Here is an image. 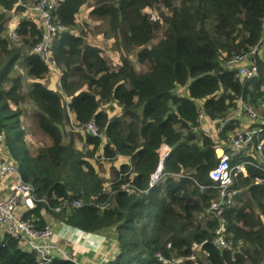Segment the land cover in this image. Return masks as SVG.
I'll list each match as a JSON object with an SVG mask.
<instances>
[{
	"label": "trees",
	"instance_id": "1",
	"mask_svg": "<svg viewBox=\"0 0 264 264\" xmlns=\"http://www.w3.org/2000/svg\"><path fill=\"white\" fill-rule=\"evenodd\" d=\"M37 1L0 0V131L37 198L23 216L41 226L45 213L82 233H110L115 249L96 264H264V122L246 126H263L248 152L231 148L243 103L264 116V0H59L51 14L63 27L47 57L33 51L42 39L29 8ZM86 4L114 37L117 66L87 39L78 20ZM236 56L255 62L253 76L237 75ZM51 66L56 89L43 82ZM112 103L119 111L110 114L104 104ZM200 113L224 125L205 132ZM89 121L96 133L84 129ZM29 131L43 141L33 149ZM161 142L171 149L150 186ZM217 146L232 166L222 197L209 177ZM120 155L128 161L113 163ZM92 157L110 163L105 187ZM213 201H221L222 221L209 210ZM220 224L227 247L214 242ZM0 264L77 263L40 262L0 233Z\"/></svg>",
	"mask_w": 264,
	"mask_h": 264
},
{
	"label": "built area",
	"instance_id": "2",
	"mask_svg": "<svg viewBox=\"0 0 264 264\" xmlns=\"http://www.w3.org/2000/svg\"><path fill=\"white\" fill-rule=\"evenodd\" d=\"M59 2V0H38L34 6H30L29 8L35 11L36 20L42 28V39L41 41L35 45L33 51L41 55L42 57L47 56L48 46L51 41L52 35L62 29V25L58 24L53 20L51 11L55 7V5ZM17 17V16H16ZM16 26V20H13L11 23V37L15 38L16 33L14 28ZM245 59V56H236L230 59L231 63L241 62ZM229 61V62H230ZM237 66V64H236ZM256 72V64L254 61L249 60L247 63L243 65L237 66V75L240 77H251ZM242 110L245 111L246 117L257 123L264 122V116L260 115L253 108L242 104ZM242 110H239L242 111ZM198 118L202 122L201 128L205 132H210V126L216 130V125L222 127L224 125L223 121H219L217 119H204L203 114L200 113ZM86 131L96 133V127L92 121H89L85 128ZM263 130L262 125H257L252 128L244 127L243 130L238 131V134L234 137L231 143V148L234 152H248L247 146L249 142H251L253 135ZM4 141L3 132L0 131V142ZM261 142L257 145V149L260 150ZM219 147V146H217ZM171 147L165 143L161 142L157 152H158V162L155 169L149 175V185L153 186L157 184L161 177L163 176V161L165 157L168 155ZM263 166H264V158H263ZM244 166L239 164L236 166V170H243ZM231 171L232 166L229 161L228 155L224 152L219 158L216 165L210 169L209 177L211 180L218 183L219 186V195L220 197L226 194V187L231 182ZM13 176L15 179V184L13 188L4 196L0 197V233L8 234L12 237L18 238L20 241V247L33 252L37 260L40 262L49 261L53 256H62L64 255V248L57 247V243L55 240V230L53 229L54 224L51 222H46L41 226H37L34 219L32 217L23 216L24 209H19L20 205H27V199L30 198L33 200H37L34 186L28 182L23 180L21 174L17 170L15 164L9 160H0V178ZM200 189H203V186L200 185ZM42 201H45L44 198H40ZM71 204L74 206H79L82 204V199H73ZM58 208V207H57ZM222 206L221 201H213L209 210L219 217L221 220L222 215ZM215 238L214 242L220 247L229 246V242L226 241L222 234L221 224L215 230ZM60 249V252H58ZM57 250V251H56ZM62 253V254H61Z\"/></svg>",
	"mask_w": 264,
	"mask_h": 264
},
{
	"label": "rangeland",
	"instance_id": "3",
	"mask_svg": "<svg viewBox=\"0 0 264 264\" xmlns=\"http://www.w3.org/2000/svg\"><path fill=\"white\" fill-rule=\"evenodd\" d=\"M89 10H90V6L86 4L81 8L80 13L78 14L79 22H81L83 20L86 21V24L85 25L82 24V27L85 30H87V39L92 43L98 44L102 50L103 55L105 57H107L109 63L112 66H117L119 63V55H118L117 50L113 46L114 37H107V34L105 33L106 28H107L105 21L97 20L96 18H90ZM258 48H259L258 49L259 55L264 56V44L260 45V47H258ZM47 54H48V52H47ZM129 56L133 58L132 55H129ZM249 60H251V59L248 56H246L243 61L237 62L236 64H237V66L243 65V64L247 63ZM52 74L55 75V70L51 66L50 76ZM50 76H49V78H50ZM49 78L43 79V82L48 84ZM112 104L115 105V107H114L115 109L112 107V105L110 106V104H104V107L105 108L108 107L109 109H107V110L109 112L116 113L117 111H119V107L117 108V104H115V103H112ZM257 112L259 113V111H257ZM235 114L240 118V123H241L240 128H239L240 130H243L244 127L251 124V120H249L245 114L238 113V112H235ZM26 139L28 140V142L29 141L32 142V144H31L32 149L36 146V144L43 142L39 138V136L36 132H34V133H32L30 131L27 132L26 133ZM77 145L82 148L81 141L77 140ZM4 159L11 161L10 159H7V158H4ZM92 160L95 162V167L97 168V170L99 171V173L103 177L104 187L107 186L110 182L111 177H112L111 176L110 163H108L107 160L106 161H99L97 159H94L93 157H92L91 161ZM113 163H115V161ZM19 209H22V208L19 207ZM58 228H59V225L56 224V226H55V224H54L53 229L55 230V237H54L55 240H56V237L58 238V236H59V231L57 230ZM97 235L104 236L106 241H105V245H103L102 236L100 237L99 242H101V243H99V245H97V247H96V249L98 251L97 257L95 259L96 261L101 259L104 256L109 255L110 253H112L114 251V243L110 237V233H108V232L107 233H100ZM78 240L71 242L70 238H65V239L61 238V239H59V243H58V241H56V243H57L58 248H59V246L64 248V252H63L64 255H66L69 258H72L77 264H87L89 259L82 258V256H79L77 251L76 252L73 251V249H75V246H77L76 242ZM81 244H82V242H79V245H81ZM58 252H60V249H58Z\"/></svg>",
	"mask_w": 264,
	"mask_h": 264
},
{
	"label": "crops",
	"instance_id": "4",
	"mask_svg": "<svg viewBox=\"0 0 264 264\" xmlns=\"http://www.w3.org/2000/svg\"><path fill=\"white\" fill-rule=\"evenodd\" d=\"M45 84L47 86L51 87L52 89L58 88V79H57L56 71H55V75L52 74L50 76L49 83L48 84L45 83ZM112 107L114 108L115 105H112ZM106 109H109V108L106 107ZM109 113L112 114L113 112H109ZM210 132L212 134H213V132H215V130L211 126H210ZM4 158L9 159L8 149H7V147L3 141V142H0V160H2ZM127 161H128V156L120 155L115 160V164H118L119 162H127ZM241 171L245 172V167ZM14 184H15V179L13 176L0 178V197H4L13 188ZM32 204H33V200L28 198L27 199V205L26 206L20 205V207L25 210L29 206H31ZM43 215L45 217L46 222H51V223L55 224V226H56V224L59 225V228L57 229L59 231V236H58V238L56 237V241H58V243H59V239H61V238H64V239L70 238L71 242H74V241L79 239L76 242L77 246H75V249H73V251H75V252L77 251L79 256H82V258L89 259L87 264H96L95 259H96L97 254H98L96 247H97V245H99V243H101L99 241H100V237L102 235L100 236L97 234L79 232L74 228H71L67 225L61 224V222H59L58 220H56L52 216H49L45 213ZM105 241H106V239L104 238V236H102L103 245H105ZM112 241L115 245V241L114 240H112ZM79 242H82V244L79 245ZM114 249H115V247H114Z\"/></svg>",
	"mask_w": 264,
	"mask_h": 264
},
{
	"label": "water",
	"instance_id": "5",
	"mask_svg": "<svg viewBox=\"0 0 264 264\" xmlns=\"http://www.w3.org/2000/svg\"><path fill=\"white\" fill-rule=\"evenodd\" d=\"M224 153L223 147H216L215 148V155L217 158H219Z\"/></svg>",
	"mask_w": 264,
	"mask_h": 264
}]
</instances>
